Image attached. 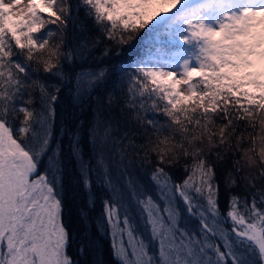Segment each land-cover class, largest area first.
Returning <instances> with one entry per match:
<instances>
[{
	"label": "snow or ice",
	"instance_id": "obj_1",
	"mask_svg": "<svg viewBox=\"0 0 264 264\" xmlns=\"http://www.w3.org/2000/svg\"><path fill=\"white\" fill-rule=\"evenodd\" d=\"M104 239L264 264V0H0V264H108Z\"/></svg>",
	"mask_w": 264,
	"mask_h": 264
},
{
	"label": "trees",
	"instance_id": "obj_2",
	"mask_svg": "<svg viewBox=\"0 0 264 264\" xmlns=\"http://www.w3.org/2000/svg\"><path fill=\"white\" fill-rule=\"evenodd\" d=\"M90 32L87 31H78L77 28L75 26L71 27L69 29V43L73 44V45H78L79 42L81 40H89L90 39ZM144 48V45L142 43H134V45L132 47H128L125 46L124 51L118 55V56H114L113 59L110 61V63L112 64H118V63H126L128 62L130 59H132L135 56L141 55L142 54V50ZM98 51V50H97ZM91 62V61H89ZM107 90H112V82H109L108 85V89ZM89 113H84V117H88ZM72 221L73 223H75L76 221V216H75V212L73 211L72 214ZM102 247H103V251H104V257L105 260L108 262V264H114V262L112 261V257L110 256L109 253V244H108V240L104 239L102 242ZM91 257H81L82 260H88Z\"/></svg>",
	"mask_w": 264,
	"mask_h": 264
}]
</instances>
